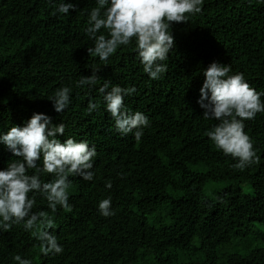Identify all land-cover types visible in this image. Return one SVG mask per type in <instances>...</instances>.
<instances>
[{
	"label": "trees",
	"instance_id": "16d2710c",
	"mask_svg": "<svg viewBox=\"0 0 264 264\" xmlns=\"http://www.w3.org/2000/svg\"><path fill=\"white\" fill-rule=\"evenodd\" d=\"M59 2L0 0V132L44 112L66 125L57 134L61 142L71 136L95 145L96 175L69 177L71 209L53 213L36 196L33 211L55 221L49 231L62 253L45 256L35 229L16 224L0 231V264H17L16 254L32 264H264V113L244 129L260 162L239 170L206 135L218 121L205 119L197 102L203 69L214 60L264 90V0H204L188 22H170L174 48L160 80L143 72L135 41L106 64L87 52L94 42L84 28L96 0H70L77 7L67 15L56 12ZM97 67V85H76ZM104 79L135 86L124 103L151 121L140 141L115 129L98 91ZM66 84L71 103L57 113L49 98ZM90 100L100 101L99 111L87 112ZM15 159L0 144V169ZM216 184L221 188L206 195L205 187ZM109 195L115 214L104 217L97 205Z\"/></svg>",
	"mask_w": 264,
	"mask_h": 264
},
{
	"label": "clouds",
	"instance_id": "9594fccd",
	"mask_svg": "<svg viewBox=\"0 0 264 264\" xmlns=\"http://www.w3.org/2000/svg\"><path fill=\"white\" fill-rule=\"evenodd\" d=\"M203 3L204 0H96L84 28L94 42L87 52L106 64L121 46L132 45L135 41L143 72L151 80H160L168 71L169 53L174 48L170 22H188L190 16L202 11ZM76 7L70 0H60L56 12L67 15ZM98 69L95 68L91 75H81L76 85L81 88L97 85L101 80ZM203 76L197 102L204 109L205 119L218 121L206 130V135L216 148L235 158L232 165L235 169L244 170L258 164L261 158L244 129L246 120L264 113V90L252 87L244 73H233L230 64L215 60L203 69ZM98 91L103 94L104 107L111 114L115 129L121 135L131 133L140 141L151 121L144 112L132 111L124 103L125 96L136 92L135 86L122 87L104 79ZM71 93V85L66 84L50 96L57 113L68 108ZM99 109L100 101H89L88 113ZM65 128L62 122L53 123L48 114L34 112L21 125H12L0 132V144L18 157L0 169V231H7L16 224H23L26 231L35 229L32 234L40 242L39 250L45 256L60 254L64 248L54 231H49L56 226L51 216L44 211H33L36 196L45 197L53 213L58 206L71 209L69 189L72 181L69 177L93 181L96 175L94 164L98 153L95 145L71 136L61 142L57 134L64 135ZM41 173L52 174L53 179L45 181ZM105 187H112L110 179L105 181ZM97 207L104 217L115 214L110 195L101 199ZM13 259L17 264H32L31 259L20 254Z\"/></svg>",
	"mask_w": 264,
	"mask_h": 264
},
{
	"label": "rangeland",
	"instance_id": "374dc122",
	"mask_svg": "<svg viewBox=\"0 0 264 264\" xmlns=\"http://www.w3.org/2000/svg\"><path fill=\"white\" fill-rule=\"evenodd\" d=\"M221 188V186L219 185V184H216V185H207L206 187H205V194L206 195H208V196H212L213 194H212V190H214V189H220ZM242 190L246 193V194H248V195H250L251 194V191H250V189L248 188V187H243L242 188ZM214 192V191H213ZM259 230H261V228H259Z\"/></svg>",
	"mask_w": 264,
	"mask_h": 264
}]
</instances>
